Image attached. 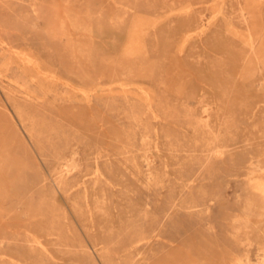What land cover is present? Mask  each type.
Returning a JSON list of instances; mask_svg holds the SVG:
<instances>
[{
	"label": "rangeland",
	"instance_id": "374dc122",
	"mask_svg": "<svg viewBox=\"0 0 264 264\" xmlns=\"http://www.w3.org/2000/svg\"><path fill=\"white\" fill-rule=\"evenodd\" d=\"M262 46L264 0H0V264H264Z\"/></svg>",
	"mask_w": 264,
	"mask_h": 264
},
{
	"label": "bare ground",
	"instance_id": "6f19581e",
	"mask_svg": "<svg viewBox=\"0 0 264 264\" xmlns=\"http://www.w3.org/2000/svg\"><path fill=\"white\" fill-rule=\"evenodd\" d=\"M57 3H58V2H57ZM59 7H60V6H59ZM220 10H221V9H220ZM257 12H258V11H257ZM176 13H177V12H176ZM217 13H218V12H217ZM59 14H60V11H59ZM241 17H242V16H241ZM187 20H188V19H187ZM202 29H203V28H202ZM189 35H190V34H189ZM61 39H62V38H61ZM188 39H189V38H188ZM244 45H245V44H244ZM183 46H184V45H183ZM183 46H182V47H183ZM253 47H254V46H253ZM262 47H264V46H262ZM16 51H17V50H16ZM16 51H15V52H16ZM252 51H253V50H252ZM262 51H263V50H262ZM110 52H111V51H110ZM112 54H113V53H112ZM15 55H16V54H15ZM23 55H24V54H23ZM254 56H255V55H254ZM262 56H263V55H262ZM21 57H22V56H21ZM27 57H28V56H27ZM255 58H256V56H255ZM258 58H259V57H257V60H258ZM261 58H263V57H261ZM27 59H28V58H27ZM31 60H32V59H31ZM257 60H256V61H257ZM25 62H26V61H25ZM31 63H32V62H31ZM256 63H257V62H256ZM256 63H255V64H256ZM28 64H29V63H28ZM36 66H37V65H36ZM37 68H38V67H37ZM259 71H260V70H259ZM47 74H48V73H47ZM45 77H46V76H45ZM50 78H51V77H50ZM50 78H49V79H50ZM236 80H237V79H236ZM261 89H262V88H261ZM259 90H260V89H259ZM12 94H13V93H12ZM14 95H16V94H14ZM204 95H205V94H204ZM13 97H14V96H13ZM198 99H199V98H198ZM218 99H219V98H218ZM214 101H215V100H214ZM216 101H217V99H216ZM226 115H227V114H226ZM240 118H241V117H240ZM217 122H218V121H217ZM199 123H200V122H199ZM202 124H203V123H202ZM109 147H110V146H109ZM154 148H155V147H154ZM219 151H220V150H219ZM216 154H222V153H221V152H216ZM261 163H262V162H261ZM263 163H264V162H263ZM263 165H264V164H263ZM262 168H263V167H262ZM260 170H261V169H260ZM263 170H264V168L262 169V171H263ZM261 174H263V173H261ZM263 184H264V183H263ZM263 184H262V185H263ZM263 188H264V187H263ZM263 190H264V189H263ZM260 196H261V198H262L261 200H263V202H264V192H262V193L260 194ZM262 212H263V211H262ZM243 220H244V219H243ZM254 226H255V225H254ZM139 244H141V243H139ZM193 261H195V260H193ZM247 264H248V263H247Z\"/></svg>",
	"mask_w": 264,
	"mask_h": 264
}]
</instances>
